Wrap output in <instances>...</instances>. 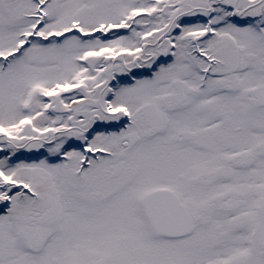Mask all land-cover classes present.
I'll list each match as a JSON object with an SVG mask.
<instances>
[{
    "label": "snow or ice",
    "instance_id": "6c2138e0",
    "mask_svg": "<svg viewBox=\"0 0 264 264\" xmlns=\"http://www.w3.org/2000/svg\"><path fill=\"white\" fill-rule=\"evenodd\" d=\"M0 264H264V0H0Z\"/></svg>",
    "mask_w": 264,
    "mask_h": 264
}]
</instances>
